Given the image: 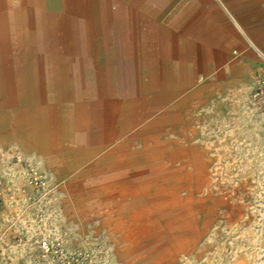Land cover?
Listing matches in <instances>:
<instances>
[{
	"label": "rangeland",
	"instance_id": "rangeland-1",
	"mask_svg": "<svg viewBox=\"0 0 264 264\" xmlns=\"http://www.w3.org/2000/svg\"><path fill=\"white\" fill-rule=\"evenodd\" d=\"M147 1H128L136 15L125 21L127 46L133 40L134 54H140L139 26L171 22L168 40H198L172 56L180 55L182 66L170 62L165 69L156 51L159 73L152 83L167 91L165 107L180 109L179 119L195 123V139L211 143V154L227 165L234 180L251 179V196L264 205V121L258 126L264 110L252 97L256 77L264 75V41L239 40L229 16L224 13L221 21L216 0H204L202 6L215 12L218 33L208 36L217 35L219 44L197 37L203 16L205 22L210 19L207 13L189 17L184 13L191 8H182L178 0L155 7ZM101 2L0 0V264H123L111 233L92 212V198L77 184L78 177L89 174L93 158L87 147L74 146L63 134L64 106L76 96L63 86L62 74L80 55L82 65L104 71L102 27L112 21L108 7L113 4L105 0L103 10ZM73 25H82L83 33L73 34ZM217 44L218 50L227 47L223 58L215 56ZM250 69L255 72L248 76ZM104 96L102 90L97 95ZM221 229L200 244L198 260L173 264H199L209 254L211 263L203 264H229L240 249H255V264H264V228H254V240L245 230Z\"/></svg>",
	"mask_w": 264,
	"mask_h": 264
},
{
	"label": "bare ground",
	"instance_id": "bare-ground-1",
	"mask_svg": "<svg viewBox=\"0 0 264 264\" xmlns=\"http://www.w3.org/2000/svg\"><path fill=\"white\" fill-rule=\"evenodd\" d=\"M128 1L111 0L113 7H108L112 21L102 27L104 71L82 65L80 55L61 76L63 86L76 96L64 106L63 134L74 146L87 147L93 158L89 174L78 177L81 194L85 189L92 198V212L111 233L123 264L198 260L203 255L200 244L221 228L245 230L247 238H258L253 230L264 228V205L255 204L251 179L234 180L227 165L211 154V143L195 139V123L179 119L180 109L165 107L167 91L152 83L159 73L156 51L165 69L170 62L182 66L185 60L172 56L187 50L191 39L177 44L168 40L172 22L139 26L136 39L141 51L135 55L134 41L128 47L126 39L125 21L128 15H136ZM165 1L149 0L147 6ZM103 2L101 9L106 10ZM71 27L73 34L83 33L82 25ZM216 29L209 24L197 37L208 41ZM254 72L250 69L248 76ZM101 90L105 96L99 99ZM262 121L264 117H259L258 126ZM45 163L50 164L47 157ZM245 163L238 166L243 169ZM257 253L237 250L229 264H255ZM210 258L206 255L203 261Z\"/></svg>",
	"mask_w": 264,
	"mask_h": 264
},
{
	"label": "crops",
	"instance_id": "crops-1",
	"mask_svg": "<svg viewBox=\"0 0 264 264\" xmlns=\"http://www.w3.org/2000/svg\"><path fill=\"white\" fill-rule=\"evenodd\" d=\"M204 0H178L182 8L189 6L190 11L184 13V16L193 17L196 13L206 14L205 17H209L208 21H203V18L198 23L200 32L203 31L209 24L215 25V12L214 10H208L207 12L203 11L202 2ZM216 3L221 8V21L224 19L225 15L229 16L231 25L236 30L235 33L238 36V39L241 41H264V0H216ZM188 8V7H187ZM226 10V12H224ZM229 10V11H227ZM216 27V25H215ZM198 30V31H199ZM218 33V30H216ZM216 41L219 39L216 35ZM191 41H198L191 38ZM213 46L217 51L215 56L223 58L226 52V46L223 50H218L219 45ZM235 51V50H234Z\"/></svg>",
	"mask_w": 264,
	"mask_h": 264
},
{
	"label": "built area",
	"instance_id": "built-area-1",
	"mask_svg": "<svg viewBox=\"0 0 264 264\" xmlns=\"http://www.w3.org/2000/svg\"><path fill=\"white\" fill-rule=\"evenodd\" d=\"M253 100L264 110V75L256 77L253 89H252Z\"/></svg>",
	"mask_w": 264,
	"mask_h": 264
}]
</instances>
